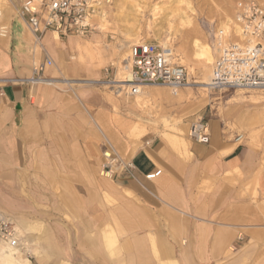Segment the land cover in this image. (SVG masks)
Returning a JSON list of instances; mask_svg holds the SVG:
<instances>
[{
    "label": "crops",
    "instance_id": "obj_1",
    "mask_svg": "<svg viewBox=\"0 0 264 264\" xmlns=\"http://www.w3.org/2000/svg\"><path fill=\"white\" fill-rule=\"evenodd\" d=\"M6 1L9 33L0 39V213L19 209L12 204L20 202L24 170L32 167L24 146L58 147L57 160L77 179H88L86 191L76 186L75 194L66 187L62 198L76 195L75 209H88L83 226L93 228L94 241L102 228L114 231L127 264H264V147L251 144L250 135L238 143L240 125L230 130L213 121L207 144L181 135H148L139 145L121 115L128 102L105 89L116 74L98 67L101 53L90 55L95 42L110 33L96 20L97 30L86 36L46 32L37 40L18 14L24 0ZM46 59L55 68L38 76L51 84H31L33 65ZM108 144L133 164L132 177L100 176L99 146ZM36 154L49 160L47 149ZM157 170L158 177L145 179Z\"/></svg>",
    "mask_w": 264,
    "mask_h": 264
},
{
    "label": "rangeland",
    "instance_id": "obj_2",
    "mask_svg": "<svg viewBox=\"0 0 264 264\" xmlns=\"http://www.w3.org/2000/svg\"><path fill=\"white\" fill-rule=\"evenodd\" d=\"M100 1L105 4L103 17H95L93 21L97 20L101 30L104 33H110L111 37L106 38L105 36L104 40H97L92 46L93 50L90 55L92 57L93 53L103 55L104 59L98 67L108 68L109 71L112 69L113 75L116 74L114 81L117 80L116 64L128 57L131 45L140 42V38H143L141 42L160 45L153 37L154 34L160 35L169 44L167 47L174 62L185 67L189 75L187 79L189 85L183 86L178 91L187 93V100L180 106L161 104L156 96H152L147 106V114H145L131 107L129 110L128 106H131L132 98L118 96L119 100L126 98L128 102L127 112L125 113L122 108L121 115H125L132 128L138 124L141 127L138 143L148 135H162L169 139H175L174 135H181L188 138L189 123L202 119L203 122L208 123L210 135L212 121L215 125L230 130L240 125L236 137L241 135L243 138L238 143H245L247 136L250 135L251 144L264 147V102L252 104L247 102V99H240L241 97L237 95L239 92L249 93L248 90H210L208 96L212 102L203 105L201 97L206 92L201 85L203 75L190 74L187 67L188 61H191L198 73H201L208 64L211 69L221 48L229 42L240 40L235 31L233 18L237 4L243 0ZM106 1L108 3H105ZM255 1L264 3V0ZM186 2H190L197 12L196 16L188 14L191 19L189 25L184 24L183 19L177 16L179 11H186ZM3 3L8 6L6 0H3ZM7 10L8 8L6 12ZM166 18H168L167 21ZM220 32H223L224 38L220 40L219 46L217 43H219ZM136 34L139 38L125 43ZM53 68L55 65L46 67L48 70ZM43 80L46 82L45 85L51 84L49 80ZM110 86L105 89L114 93L118 92L114 83L112 87ZM54 87H60V85L57 84ZM161 88L169 93L167 88ZM154 89L150 87L151 91L158 90V88ZM86 115L93 125L92 114L86 113ZM121 115L118 113L119 118ZM247 124H249V129L244 126ZM46 149L49 160L40 161L36 153ZM104 151H108V146L100 145V171H102L104 162ZM59 152L58 147L24 146L25 160L30 159L32 167L24 170L20 202L12 204L14 207H19L13 212L16 215L12 212L5 215L12 222L17 233L18 247L16 249L22 254L19 257L29 260L31 264H40L39 259H43L46 264H127L123 243L118 241V236L109 226L102 228L98 232L99 240L94 241L93 238L96 235H94L93 228L83 226L86 215L90 216L88 209H75L76 195L73 197L70 193L68 197L64 193L66 201L70 202L65 203L66 201L62 198L63 192L66 191L65 188L69 187L68 190L75 191V194L76 186L85 188L84 191H86L88 179L86 177L81 180L77 179L74 176L75 171L67 169L57 160ZM125 160L128 159L125 158ZM102 202L106 207L111 206L107 197H104ZM18 219L22 220V226L18 225ZM262 248L264 250V245ZM246 260L252 262L253 259L247 258Z\"/></svg>",
    "mask_w": 264,
    "mask_h": 264
},
{
    "label": "built area",
    "instance_id": "obj_3",
    "mask_svg": "<svg viewBox=\"0 0 264 264\" xmlns=\"http://www.w3.org/2000/svg\"><path fill=\"white\" fill-rule=\"evenodd\" d=\"M104 5L100 0H24L18 14L26 19L37 40L46 32L64 37H83L97 30L93 18L103 17ZM233 23L240 40L229 42L221 48L212 64L209 87L213 91H264V3L255 0L239 2ZM222 35L220 32L219 46ZM126 62L130 79L126 82V88L116 90L117 96L133 98L140 93L141 88L154 86L165 87L176 93L187 83L185 67L174 62L171 53L156 43L131 45ZM51 65L48 59L33 65L36 83L42 80L38 75ZM188 138L199 144H207L210 140L208 123L202 119L194 122L188 129ZM236 139L239 140L240 136ZM104 152H109L110 156L104 158L102 172L111 177H132L134 167L130 161L120 159L109 146L108 151ZM160 173L157 170L146 175L145 179L153 180ZM0 245L18 247L16 230L1 213Z\"/></svg>",
    "mask_w": 264,
    "mask_h": 264
},
{
    "label": "bare ground",
    "instance_id": "obj_4",
    "mask_svg": "<svg viewBox=\"0 0 264 264\" xmlns=\"http://www.w3.org/2000/svg\"><path fill=\"white\" fill-rule=\"evenodd\" d=\"M181 2H183V0H181ZM10 5H12L11 2H10ZM6 9H7V5L5 3H3V0H0V39H6L7 36H8V33H9V30H8V14L6 12ZM185 10H186L185 12L179 11L177 16L179 18L183 19V23L184 24L186 23V24L189 25L191 23V19L189 18L188 14L196 16L197 12L191 6L190 2H186ZM167 20H168V18H166V21ZM235 31H236V29H235ZM233 32H234V30H233ZM236 33H237V31H236ZM222 34H223V32H222ZM153 37L159 42V44H160V46L162 48L166 49L169 52L168 47H167V46H169V44L167 42H165L160 37V35L154 34ZM137 38H139L138 34H136L132 39H128L127 41H125V43L133 41L134 39H137ZM223 38H224V36L220 37L221 40ZM142 39L143 38H140L139 39L140 42H138V43H141ZM126 61H127V58H124V59H122V62L120 61V62H118L116 64V66H117V80L114 81L113 83L116 85V87L118 89L126 88V86H127L126 82L129 81V79H130V74L128 72V68L129 67H128V64H127ZM52 65H54V63H52ZM209 65L210 64H208L206 66V68L201 73H198V72H196V69H195L194 65L191 64V61H188V64H187L188 71H189L190 74H193V75L202 74L203 75V77L201 79L203 83L201 85L206 90V92L202 95L201 98L206 100V102L212 100L208 96L209 91L211 90L210 87H209L210 81H211V69H210ZM188 77H189V75H188ZM188 77H187V79H189ZM29 81L31 82V84H44V85L46 84V82L43 79L36 83L34 81V78L32 79L30 77ZM187 85H189V82L185 84V86H187ZM154 88H155L154 90H156V88H158V90L157 91H151L150 87L141 88L140 93L137 96L132 98L133 99L132 106L134 107V109L141 110L142 113L147 114V112H146L147 106L149 105L150 97H152V96H156V99H158L161 104L167 103L168 105H171V106H176V105L180 106L182 102L187 100V93L183 94V92H178V91L176 93H174L172 91H169V93H167V92L164 91L163 88H161V86H154ZM244 95H245V93H243V92H239L238 93V96L241 97L240 99H242V98L243 99H247V102L249 101L252 104H258L260 102H264V91H258V92L254 91L250 95H248L249 97H245L247 95H245V96ZM125 100H126V98H125ZM157 103H159V102H157ZM139 121L141 122L140 118H139ZM139 128H141V127H139V124H138V126H134V128L132 130V133H131V137H133V138H138L139 137V135H140L139 134ZM242 138L243 137L240 135V139H242ZM239 140L236 139V141H239ZM108 146L110 147L112 152L115 153L120 159L124 158L121 155H118L116 153L114 145L108 144ZM109 156H110L109 152H103V160H104V158L109 157ZM123 160H125V158ZM125 161H129V160H125ZM99 173H100V176L102 178L108 179L109 181L112 178L110 175H107V174H105L102 171H100ZM2 215H4V214H2ZM0 246H2L0 248V264H29L28 260H26L25 258L23 259L22 257H19L21 255V253L14 246H12V247L9 246V245H4V247H3V245H0ZM14 256H18V257L16 258Z\"/></svg>",
    "mask_w": 264,
    "mask_h": 264
}]
</instances>
